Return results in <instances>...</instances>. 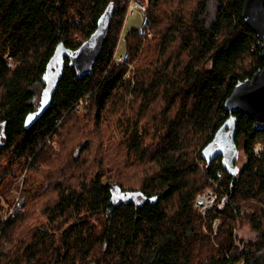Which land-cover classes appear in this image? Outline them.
Returning <instances> with one entry per match:
<instances>
[{
    "label": "trees",
    "instance_id": "trees-1",
    "mask_svg": "<svg viewBox=\"0 0 264 264\" xmlns=\"http://www.w3.org/2000/svg\"><path fill=\"white\" fill-rule=\"evenodd\" d=\"M111 1L94 71L67 59L27 128L57 44L78 48ZM145 1L119 61L127 0H0V264H264V129L242 112L228 125L243 166L210 148L235 84L264 65L245 0ZM9 177L16 203L1 198Z\"/></svg>",
    "mask_w": 264,
    "mask_h": 264
},
{
    "label": "water",
    "instance_id": "water-1",
    "mask_svg": "<svg viewBox=\"0 0 264 264\" xmlns=\"http://www.w3.org/2000/svg\"><path fill=\"white\" fill-rule=\"evenodd\" d=\"M114 13L115 2L111 1L100 15L95 30L78 48L72 49L64 41L57 44L43 74L45 105L27 116L25 121L27 128L38 120L52 103L55 91L64 74L67 59L80 78L94 71L95 64L109 36ZM243 17L248 27L261 41L264 53V0H245ZM225 107L230 115L220 127L212 143H215L225 131L231 130L227 127L235 122L236 112H242L253 119L254 131L264 129V65L252 77L238 80L225 100ZM214 155L217 154L214 153Z\"/></svg>",
    "mask_w": 264,
    "mask_h": 264
},
{
    "label": "rangeland",
    "instance_id": "rangeland-1",
    "mask_svg": "<svg viewBox=\"0 0 264 264\" xmlns=\"http://www.w3.org/2000/svg\"><path fill=\"white\" fill-rule=\"evenodd\" d=\"M144 19H145V13L138 10L133 15H130L127 18V20L124 22L123 29H122L123 35L119 43V54H122V53L124 54L125 52V46H126L125 37H126L127 32L132 29H137V28L142 27L144 23ZM243 143L244 141L241 140L240 147L237 148V147L232 146L230 149V152L234 153V155L233 154L232 155L236 157V160L238 161L239 166H243L247 161V158L243 151ZM56 148H59V146L57 145ZM261 148H263V145L260 144V142L257 143L256 149L260 150ZM21 185H22V181H20L19 179L12 178V177L7 178L2 186L3 196H1V198L3 197L9 203H16L17 199L20 196L21 187H22ZM208 193L216 194V198H217V193L212 187H207L204 191L200 192L199 194L205 195ZM215 200L213 202H215ZM218 223H219V220H217L216 223L214 224L215 228H217ZM249 224L250 223H249L248 218H244L243 226L240 230L241 236L249 238L253 235V232L250 229Z\"/></svg>",
    "mask_w": 264,
    "mask_h": 264
},
{
    "label": "built area",
    "instance_id": "built-area-1",
    "mask_svg": "<svg viewBox=\"0 0 264 264\" xmlns=\"http://www.w3.org/2000/svg\"><path fill=\"white\" fill-rule=\"evenodd\" d=\"M128 1V7L126 12L125 21L130 15H133L136 11H141L146 13L147 11V3L145 0H127ZM115 58H117L119 61L123 59L122 55H115ZM216 199V194L214 193H208L205 195L198 194L196 206L203 212L207 211L211 206H213V201ZM205 205V206H204ZM216 223V222H215Z\"/></svg>",
    "mask_w": 264,
    "mask_h": 264
},
{
    "label": "flooded vegetation",
    "instance_id": "flooded-vegetation-1",
    "mask_svg": "<svg viewBox=\"0 0 264 264\" xmlns=\"http://www.w3.org/2000/svg\"><path fill=\"white\" fill-rule=\"evenodd\" d=\"M233 141L234 136H231V130H227L215 141L214 145L210 147L213 153L222 155V157L228 161L229 166L233 164L235 158L231 157L232 153L230 152V149L233 146ZM229 156L232 159H229Z\"/></svg>",
    "mask_w": 264,
    "mask_h": 264
},
{
    "label": "crops",
    "instance_id": "crops-1",
    "mask_svg": "<svg viewBox=\"0 0 264 264\" xmlns=\"http://www.w3.org/2000/svg\"><path fill=\"white\" fill-rule=\"evenodd\" d=\"M125 22V21H124ZM122 35H123V31H122ZM122 35H121V38H122ZM121 40V39H120ZM120 55H124L123 53L122 54H120Z\"/></svg>",
    "mask_w": 264,
    "mask_h": 264
}]
</instances>
